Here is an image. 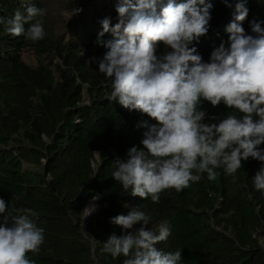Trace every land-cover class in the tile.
I'll return each instance as SVG.
<instances>
[{
  "label": "trees",
  "instance_id": "16d2710c",
  "mask_svg": "<svg viewBox=\"0 0 264 264\" xmlns=\"http://www.w3.org/2000/svg\"><path fill=\"white\" fill-rule=\"evenodd\" d=\"M117 2L102 8L95 0H0L5 22L17 10L26 17L32 5L46 9L36 18L46 33L40 41L8 34L0 24V198L12 215L22 209L37 213L32 219L45 239L28 258L35 264H123L126 258L112 257L103 244L125 231L111 219L138 207L151 218L148 230L169 228L168 238L156 247L180 250L179 264H264V191L253 182L264 167L260 161H242L234 175L216 169V180L201 173L199 182L181 191L162 192L158 203L131 195L113 179L114 162L126 159L133 146L143 148L146 129L137 125L156 123L111 101V79L99 72L106 49L97 40L114 38L111 32L99 37L101 22L118 23ZM208 2L213 5L209 31L190 45L205 63L221 42L230 46L226 29L234 22L236 0H229L232 7L224 0ZM245 7L248 16L241 26L255 35L251 24L264 22V0H246ZM167 51L157 45L158 56ZM24 52L36 57L35 66L23 60ZM200 110L208 124L233 112L243 116L223 102L213 107L203 99ZM93 197L96 211L86 216L83 210Z\"/></svg>",
  "mask_w": 264,
  "mask_h": 264
},
{
  "label": "clouds",
  "instance_id": "9594fccd",
  "mask_svg": "<svg viewBox=\"0 0 264 264\" xmlns=\"http://www.w3.org/2000/svg\"><path fill=\"white\" fill-rule=\"evenodd\" d=\"M224 2L232 7L229 0ZM245 2H235L234 22L226 29L230 46L221 42L207 63L190 45L209 31L213 5L208 0H118V23L110 27L109 18L102 20L99 37L108 32L114 37L97 40L106 49L98 66L111 79L109 99L156 122L138 124L146 129L143 148L133 146L126 159L114 162L113 179L131 189V195L158 203L162 192L181 191L190 182H199L201 173L216 180V169L234 175L250 157L264 164V150L259 149L264 144V22H252L255 35L245 33L241 26L248 16ZM79 11L73 9L74 14ZM44 15L46 9L32 5L26 17L17 10L11 20L0 18V24L8 34L36 42L46 35L42 21L36 19ZM161 43L171 51L158 56ZM202 99L213 107L223 102L243 116L233 112L218 124L204 123ZM253 182L256 190L264 191V167ZM95 200L83 210L86 216L96 211ZM0 214V264H35L27 254L38 253L45 239L44 229L32 219L37 213L22 209L12 215L0 198ZM150 220L138 207L112 218L110 222L125 231L110 236L103 251L114 258L122 255L123 264H179L180 250L156 247L168 238L169 228L148 230Z\"/></svg>",
  "mask_w": 264,
  "mask_h": 264
},
{
  "label": "rangeland",
  "instance_id": "374dc122",
  "mask_svg": "<svg viewBox=\"0 0 264 264\" xmlns=\"http://www.w3.org/2000/svg\"><path fill=\"white\" fill-rule=\"evenodd\" d=\"M110 2L111 0H95L96 5L102 6V8L107 7ZM22 58L26 63L33 65V66L36 65V57L33 56L30 52H24Z\"/></svg>",
  "mask_w": 264,
  "mask_h": 264
},
{
  "label": "water",
  "instance_id": "95a60500",
  "mask_svg": "<svg viewBox=\"0 0 264 264\" xmlns=\"http://www.w3.org/2000/svg\"><path fill=\"white\" fill-rule=\"evenodd\" d=\"M263 247H264V244H263Z\"/></svg>",
  "mask_w": 264,
  "mask_h": 264
}]
</instances>
